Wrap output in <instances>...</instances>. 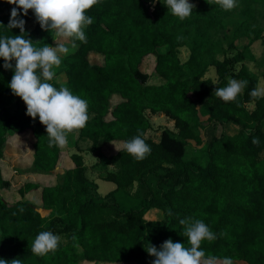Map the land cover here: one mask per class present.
<instances>
[{
    "label": "trees",
    "instance_id": "trees-1",
    "mask_svg": "<svg viewBox=\"0 0 264 264\" xmlns=\"http://www.w3.org/2000/svg\"><path fill=\"white\" fill-rule=\"evenodd\" d=\"M190 1L193 13L183 21L162 0H101L87 10L93 18L84 29L87 42L77 40L78 47L55 69V77L64 74L66 81L50 82L88 102L90 119L73 133L77 152L72 154L68 145L48 146L45 127L25 114V104L8 88L13 70L4 69L0 59V100L11 106L9 113L0 111V191L15 193L14 201L0 195V259L151 264L149 244L159 248L171 239L187 246L179 220L192 217L217 234L215 241L202 242L206 255L230 257L233 264H264V98L249 95L259 78L248 67L254 62L250 47L264 39V0H236L228 11L206 0ZM14 7L0 0V36L20 34V28L8 27ZM17 11L26 38L40 42L37 47L50 46L33 13ZM227 31L221 40L218 34ZM238 41L244 43L241 49ZM181 49L189 53L184 63ZM91 56L101 63L91 62ZM149 61L151 73L143 71ZM210 70L215 81L208 77ZM229 78L248 84L235 102L225 103L214 90L226 87ZM158 114L174 122L175 132L164 129L155 142L147 132L152 130L149 115ZM200 114L208 123L238 130L213 138L203 155L189 158L187 144L202 145L194 130ZM138 134L151 149L141 161L122 147ZM21 135L31 142L26 173L34 180L13 188L3 162L9 142ZM84 141L95 158L91 169L80 148ZM105 146L117 150L107 154ZM92 171L115 188L100 196ZM150 211L161 218L148 220ZM42 212L48 213L46 220ZM42 231L61 241L54 253L36 256L31 245Z\"/></svg>",
    "mask_w": 264,
    "mask_h": 264
},
{
    "label": "clouds",
    "instance_id": "clouds-1",
    "mask_svg": "<svg viewBox=\"0 0 264 264\" xmlns=\"http://www.w3.org/2000/svg\"><path fill=\"white\" fill-rule=\"evenodd\" d=\"M7 2L16 6L12 9L13 19L10 20L8 27L20 28L19 35L0 36V59L4 61L3 68L13 70L8 88L12 95L19 97L25 104V114L33 120L38 117L40 124L45 127L48 146L63 148L68 143L69 134L77 133L90 119L88 102L74 95L68 87L56 88L50 82L55 79V69L61 65L62 58L78 47L76 41L87 42L84 29L93 23V18L86 15V12L101 0H7ZM206 2L209 5L217 4L225 11L237 6L236 0ZM163 4L181 21L190 17L195 7L189 0H163ZM17 9L22 15H27L31 10L41 29L52 34L55 46L44 44L37 47L40 42L34 43L26 38L24 21L15 19L18 16ZM57 38L62 42H57ZM247 84V80L229 78L226 87L215 88L214 92L216 97L225 103L235 102ZM249 95L253 100L264 98V86H257ZM253 143H258V140L254 138ZM122 147L123 151L136 161L145 159L151 151L142 134L123 142ZM168 214L171 215V212ZM179 224L183 226L182 236L186 238L187 246L171 239L165 240L159 248L149 244L146 251L155 258L151 264H233L230 257L221 259L214 255H206L201 249L203 241L212 242L218 238L202 220L186 217L180 219ZM60 241L59 235L42 231L32 242L31 252L36 256L54 253ZM0 264H22V261L17 258L11 261L0 259Z\"/></svg>",
    "mask_w": 264,
    "mask_h": 264
},
{
    "label": "rangeland",
    "instance_id": "rangeland-1",
    "mask_svg": "<svg viewBox=\"0 0 264 264\" xmlns=\"http://www.w3.org/2000/svg\"><path fill=\"white\" fill-rule=\"evenodd\" d=\"M189 3H191L190 0H189ZM29 11L32 14V11L31 10ZM228 33H229L228 31L221 32L218 34V37L221 40H223L222 38L224 37V35ZM44 38L50 40L51 42L50 46H53V47L55 46L53 36L49 31L45 32ZM57 42H62V41H59V39L57 38ZM236 46H237V49L239 48L241 49L244 46V43H241V41H238ZM250 52L254 56V62L249 63L248 67L251 70V72L254 73L259 78L258 86H264V79H263V76H264V39L263 41L254 43L250 47ZM229 53L230 55H233L235 54V51H230ZM188 56H189V53L186 49L180 50L179 59L181 63L186 62V60L188 59ZM90 61L95 62V63H101V58L97 56H91ZM152 70H153V63L149 61L143 71L147 73H151ZM208 77L212 78L214 81L217 78L213 70H210ZM63 78H64V74L55 77L54 80L60 83L65 80V79L63 80ZM160 83H161L160 80H154L152 82V84L154 85H158ZM188 97L190 99H193V97L190 94L188 95ZM247 108L251 110L253 106L248 105ZM0 111H5L9 113L11 111L10 104L7 103V101L5 100H0ZM149 119L152 124V130L147 132V135L150 136L155 142H158L159 136L161 135V132L164 129L175 132L174 122L167 120L164 115H161V114L149 115ZM206 119H207L206 116H203L202 114L199 115L200 126L197 128H194V130L197 134H199L202 140V145L196 146L194 143L189 142L187 146L185 147V155L189 158L195 155H203L204 149L210 142H212L213 138L220 137L221 134L223 133L230 134L238 130L237 126L228 125L225 128H222L215 124L208 123ZM74 138H75V135L69 134L68 143H67L69 147V152H70L69 154L77 152L75 148V144H74ZM29 141L30 139L27 135H21L20 137L12 138V140L9 142L7 146V150H6L5 157H4L5 159L3 162V170L6 173L5 178L9 179L12 182L13 188H18L20 185L24 183L25 180H31V181L34 180L33 177H31L29 174L26 173V170L30 166V163H31V147H30L31 142ZM90 146L91 145L88 141H84L80 143V148H82L83 150L82 155L84 158L85 165L89 169H91L92 165L95 163V158L91 156L87 151V148H89ZM104 150L107 154L114 153L116 151L114 149L112 150L110 148H107L106 146ZM90 177L98 185V194L102 197L115 188V185L113 183L106 182L103 180H98L99 176L96 172L92 171L90 174ZM135 190L136 189L134 188L133 192ZM0 195H2L4 198L9 199L11 201H14V198H15V193H13L12 191L11 192L0 191ZM42 215L44 217V220H46L49 217L47 212H42ZM146 217L148 220H158L161 218V215L157 211H150Z\"/></svg>",
    "mask_w": 264,
    "mask_h": 264
},
{
    "label": "crops",
    "instance_id": "crops-1",
    "mask_svg": "<svg viewBox=\"0 0 264 264\" xmlns=\"http://www.w3.org/2000/svg\"><path fill=\"white\" fill-rule=\"evenodd\" d=\"M64 79H65V80H64ZM63 80H64V81H63V82H61V83H64V82L66 81V77H65V76H64Z\"/></svg>",
    "mask_w": 264,
    "mask_h": 264
}]
</instances>
